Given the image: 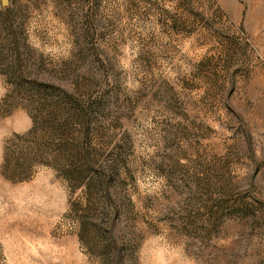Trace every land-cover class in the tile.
<instances>
[{
    "label": "rangeland",
    "instance_id": "374dc122",
    "mask_svg": "<svg viewBox=\"0 0 264 264\" xmlns=\"http://www.w3.org/2000/svg\"><path fill=\"white\" fill-rule=\"evenodd\" d=\"M0 264H264V0H0Z\"/></svg>",
    "mask_w": 264,
    "mask_h": 264
}]
</instances>
